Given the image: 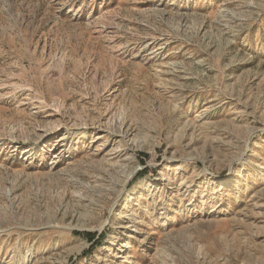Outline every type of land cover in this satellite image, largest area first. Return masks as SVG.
<instances>
[{
	"label": "rangeland",
	"instance_id": "374dc122",
	"mask_svg": "<svg viewBox=\"0 0 264 264\" xmlns=\"http://www.w3.org/2000/svg\"><path fill=\"white\" fill-rule=\"evenodd\" d=\"M0 264H264V0H0Z\"/></svg>",
	"mask_w": 264,
	"mask_h": 264
},
{
	"label": "trees",
	"instance_id": "16d2710c",
	"mask_svg": "<svg viewBox=\"0 0 264 264\" xmlns=\"http://www.w3.org/2000/svg\"><path fill=\"white\" fill-rule=\"evenodd\" d=\"M84 235H86V236L90 237V234H88V233H85Z\"/></svg>",
	"mask_w": 264,
	"mask_h": 264
}]
</instances>
